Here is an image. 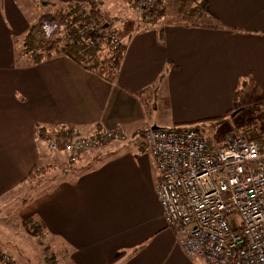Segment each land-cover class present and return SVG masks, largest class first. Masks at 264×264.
Masks as SVG:
<instances>
[{
  "label": "crops",
  "instance_id": "0c3cea01",
  "mask_svg": "<svg viewBox=\"0 0 264 264\" xmlns=\"http://www.w3.org/2000/svg\"><path fill=\"white\" fill-rule=\"evenodd\" d=\"M88 1L0 0V202L20 187L14 196H26L27 205L19 209L39 220L41 248L50 250L55 264H208L187 257L166 225L143 130L209 128L234 108L244 109L245 90L246 96H264V0H203L216 20L196 24L181 21L173 2L162 24L134 29L128 13L115 28L124 50L113 80L65 55L36 64L20 56L23 36L48 5ZM117 128L126 141L87 149L69 170L26 183L34 167L68 161L66 141ZM207 141L220 143L218 137ZM47 182L52 189L28 200Z\"/></svg>",
  "mask_w": 264,
  "mask_h": 264
},
{
  "label": "built area",
  "instance_id": "2783aa9c",
  "mask_svg": "<svg viewBox=\"0 0 264 264\" xmlns=\"http://www.w3.org/2000/svg\"><path fill=\"white\" fill-rule=\"evenodd\" d=\"M152 9L165 12L166 6L160 0H136L137 21ZM56 27L54 21L44 22V37L50 38ZM77 27L89 45L99 38L109 40L113 48L121 45L111 30L84 23ZM115 136L124 139L119 128L98 136L73 137L62 146L70 153L67 162ZM143 136L144 150L158 170L155 191L164 220L186 256L200 257L208 264H264V141L247 140L233 129L221 144L213 145L194 126L147 125ZM48 146L58 150L55 140Z\"/></svg>",
  "mask_w": 264,
  "mask_h": 264
},
{
  "label": "trees",
  "instance_id": "16d2710c",
  "mask_svg": "<svg viewBox=\"0 0 264 264\" xmlns=\"http://www.w3.org/2000/svg\"><path fill=\"white\" fill-rule=\"evenodd\" d=\"M128 1H132L133 6L135 7L136 0ZM160 1H162L166 6L167 0ZM81 4L82 3L69 2L63 8L53 9L43 13L39 17L38 21L31 25L27 33L23 36L20 56L26 57L28 61L36 64L45 58L65 55L82 64V66L87 70L93 71L103 78L106 77L107 80H113L119 67L124 45L121 44L119 47L113 48L109 40H101L100 38L93 45H89L86 40L82 39V37L78 34L77 27L78 24L81 23L89 24L90 26H94L103 31L111 30L116 34L117 31L115 28L110 26L109 23H111V18L104 10H102L100 0H90L83 3V5H89V10L86 11L87 7L84 5L86 9L85 11H82V13L81 8L83 5ZM176 13L179 15L181 21L189 24H196L199 19L204 18L216 20L214 16L208 13L203 0H177ZM162 17H164V12L152 9L140 19V24H159ZM70 19L73 20V25L69 24ZM46 21H54L57 24L56 30L50 38H45L42 32V24ZM206 25L209 26L211 24ZM132 26L134 27L133 23ZM141 26L139 25L138 28ZM212 26L218 27V23L216 22L215 24H212ZM107 65H109V67L113 70L111 72L109 71L110 73L108 72V74H106ZM239 94L240 91L236 92V98L240 96ZM241 96H243V94ZM262 97L264 96L257 95L250 97L253 98V102L244 104L245 107H241L245 110L242 115H247L248 117L246 118L244 116L241 120L235 123L237 124L240 122V124L233 127L236 128V130L239 131L245 139L255 141L260 144L264 141V115L259 117L257 115L264 112V106L260 101L263 99ZM242 111L243 109L240 111V115ZM246 122L248 123L244 125ZM201 124L203 123L194 125V127H198ZM40 170V167H34L28 175L27 181H31L34 172ZM25 223H27L26 230L29 235L39 239L40 237H43V229L41 225L36 224L34 226L33 224L35 222L30 220H26ZM42 252L44 253L43 259L46 264H55L52 256H49L50 254L47 253L46 248H44Z\"/></svg>",
  "mask_w": 264,
  "mask_h": 264
},
{
  "label": "rangeland",
  "instance_id": "374dc122",
  "mask_svg": "<svg viewBox=\"0 0 264 264\" xmlns=\"http://www.w3.org/2000/svg\"><path fill=\"white\" fill-rule=\"evenodd\" d=\"M127 1L125 2V0H100L102 7L108 11L107 13L106 12L105 13L108 16H110V18H111V23H109V24L112 28H121L124 25V19L126 17H128L127 16L128 13H131V20L130 21L133 23L134 29H137L139 25L140 26L142 25V24H140L141 23L140 21H137V19H135L136 15H135L134 9H133V12L130 11V5ZM172 2L174 5H177V0H167L166 1V9H165L166 11L168 9L169 4L171 5ZM173 4L171 5L170 8H173ZM81 5H83V3ZM84 5H86V4H84ZM59 6L60 7H54V5H48L47 6L48 10L45 12L51 11L53 9L63 8L66 6V4L63 6L62 5H59ZM86 7H87V9L86 8L85 9H86V11H88L89 5H86ZM168 11H170V9H168ZM161 24H162V22H161ZM117 36L119 38H121V36L118 33H117ZM121 44H122V42H121ZM253 92L256 93L257 91L255 90ZM245 94H248L247 90L244 91L243 98L240 101V103L249 104L250 102H253V100H252L253 98H250L251 96H246ZM256 95H259V94H256ZM262 98H261L262 100H260V101L262 102V105L264 106V97H262ZM242 107H245V105H242ZM244 111L245 110L243 109V111L240 115L239 114L240 112L236 113L237 111L234 108L230 112L224 114L223 117L216 119V122L214 125L210 126L209 128L208 127L202 128L200 126V130L202 132H204V136L207 139L209 138V140H211V139L214 140L216 137H218V141L220 142V139L223 137V134L225 132L229 133V132L233 131V127L235 125L238 126L240 124V122L237 124H235V123L237 121L241 120L245 116V115H242L244 113ZM263 113L262 114L260 113V115H257V116L258 117L262 116V115H264ZM245 117L247 118L248 116L246 115ZM206 123L207 122H205L204 124H206ZM247 123L248 122H246L244 125H246ZM113 139H119V138L117 136H115ZM124 141H126L125 136H124ZM62 149L65 153L68 154V156H70L69 152H67L63 147H62ZM85 151H87V150H84L81 152H85ZM52 152L57 153L58 150H55ZM77 159H78V156H77V158H75L74 163L79 164L80 160L77 161ZM50 162H51V160H49V163H47L46 166H44L43 168L40 167V169H41L40 171L34 172L32 180L29 182H26V183H28V184L33 183L34 185H36L39 181V180L36 181V177H37V179L38 178L40 179L42 176L47 178L48 176H45V175H48L50 173L61 174L62 169L64 171H67V170H65V167H68V170H69V168L71 167V164H72V163L66 162L63 166H61V164H59V162L57 160H55L54 163H50ZM44 177H43V179H44ZM49 187L52 189L51 182H47V183H44L42 185H39L37 187V190L32 193V195L28 198V200L30 198L36 196L37 194H42L43 192L47 191L49 189ZM19 191H20V187L16 190V192L14 194H12V196H10V198L12 197L11 200L6 199L4 202L3 201L0 202V212L2 213L0 216V260L2 259L1 262L4 261V262L9 263V261H10L12 263L11 258L8 257L10 255V256L14 257V259H16L17 264H44L43 262L45 260L43 259V255H44L42 252L43 248H41L43 242H40L39 238H36L32 235H29L24 230V227H25L24 223L26 222V220H28V218L23 216V214L19 208L21 207L22 209H25V206L27 205V203H26V200H23L24 198H26V196L24 198L22 197L23 199H21V200L15 198L14 195L16 194L18 196ZM6 198H9V197H6ZM21 214H22V216H21ZM35 217H32V221L36 220V222L33 225L34 226L36 224L40 225L39 220ZM232 222L234 223L235 220L232 219ZM25 225H26V227H25V229H26L27 223H25ZM49 251H48V254L50 253ZM5 255H8V256H5ZM61 258H64L62 256V254H61ZM65 262H66V260L63 261L62 263H59V264H66ZM7 263H0V264H7Z\"/></svg>",
  "mask_w": 264,
  "mask_h": 264
},
{
  "label": "water",
  "instance_id": "95a60500",
  "mask_svg": "<svg viewBox=\"0 0 264 264\" xmlns=\"http://www.w3.org/2000/svg\"><path fill=\"white\" fill-rule=\"evenodd\" d=\"M105 26V25H104ZM234 114V113H233ZM154 127H156V126H154Z\"/></svg>",
  "mask_w": 264,
  "mask_h": 264
}]
</instances>
